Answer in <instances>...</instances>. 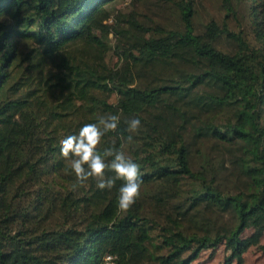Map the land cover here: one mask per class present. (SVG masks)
<instances>
[{
    "label": "trees",
    "instance_id": "16d2710c",
    "mask_svg": "<svg viewBox=\"0 0 264 264\" xmlns=\"http://www.w3.org/2000/svg\"><path fill=\"white\" fill-rule=\"evenodd\" d=\"M0 0V264H226L264 238V0ZM118 114L101 149L141 166L71 190L60 141ZM108 175H114L108 173Z\"/></svg>",
    "mask_w": 264,
    "mask_h": 264
},
{
    "label": "clouds",
    "instance_id": "9594fccd",
    "mask_svg": "<svg viewBox=\"0 0 264 264\" xmlns=\"http://www.w3.org/2000/svg\"><path fill=\"white\" fill-rule=\"evenodd\" d=\"M127 137H120L122 143L101 149L107 133L118 131L121 118L118 114L100 115L94 123H85L78 133L68 135L60 141V154L69 164L75 176L71 190L85 186L89 180L96 182L99 190L112 189L117 180L122 181L118 189V207L121 211L129 210L140 196L142 184L141 166L125 151V145L133 143L132 133L142 127L139 118L124 121ZM114 175H108V173Z\"/></svg>",
    "mask_w": 264,
    "mask_h": 264
},
{
    "label": "rangeland",
    "instance_id": "374dc122",
    "mask_svg": "<svg viewBox=\"0 0 264 264\" xmlns=\"http://www.w3.org/2000/svg\"><path fill=\"white\" fill-rule=\"evenodd\" d=\"M200 16L202 21L207 17L214 16L218 19L221 18L219 11V1L218 0H202V6L199 9ZM261 244L264 245V238L261 241ZM227 255L224 252V249L221 248L217 250L214 256H211L208 252L204 253L196 262L193 264H226ZM232 264H237L233 262ZM243 264H264V249L256 245L252 247L244 255Z\"/></svg>",
    "mask_w": 264,
    "mask_h": 264
},
{
    "label": "built area",
    "instance_id": "2783aa9c",
    "mask_svg": "<svg viewBox=\"0 0 264 264\" xmlns=\"http://www.w3.org/2000/svg\"><path fill=\"white\" fill-rule=\"evenodd\" d=\"M127 1H130V0H127ZM104 264H115L113 256H110V255L106 256L104 260Z\"/></svg>",
    "mask_w": 264,
    "mask_h": 264
}]
</instances>
